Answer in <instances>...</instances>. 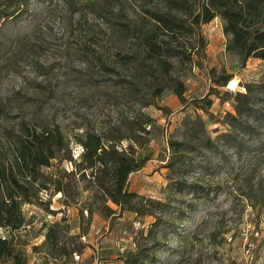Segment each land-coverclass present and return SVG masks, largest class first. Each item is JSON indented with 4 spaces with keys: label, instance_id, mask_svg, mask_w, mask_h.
<instances>
[{
    "label": "rangeland",
    "instance_id": "374dc122",
    "mask_svg": "<svg viewBox=\"0 0 264 264\" xmlns=\"http://www.w3.org/2000/svg\"><path fill=\"white\" fill-rule=\"evenodd\" d=\"M188 1L198 7L202 0ZM15 2L0 0V135L17 131L22 121L33 127L57 125L73 162H63L59 168L69 173L82 152L73 141L75 134L125 125L135 118L151 120L143 137L124 141L120 148L132 146L144 161L129 176L128 190L164 203L166 212L156 209L164 216L151 235L150 216L116 211L104 218L95 211L88 219L84 211L81 219L79 210L86 208L81 202L90 196L83 192L88 183L66 177L72 196L82 193L76 205H64L60 194H47L42 196L47 207H22L32 244L42 242L38 236L42 227L45 232L59 223L69 228L62 238L65 242L80 235L77 243L85 248L80 256L54 264H124L138 249L148 256L145 262L154 260L152 264H264V164L246 178L250 163L246 156L233 157L225 151L208 155L201 150L182 156L206 171L168 168L169 143L181 141L183 119L196 113L211 138L225 132L223 116L233 113L231 102L223 101L225 92L242 91L239 83L264 85V60L250 58L240 68L225 51L224 22L217 16L199 28L170 36L173 55L165 66L169 76L164 73L158 82L166 87L152 93L147 91V80L139 88L138 101L126 84L137 77L144 80L147 74L136 69L144 65L145 51L133 34L139 29L161 35L152 14L162 7V0H23L20 7ZM183 20L189 29L185 16L179 15L177 24ZM120 25L128 26L127 33H120ZM230 74L227 86L218 87V77ZM174 81L184 87L183 102L172 90ZM206 99L211 101L207 113L194 109L195 103L204 106ZM261 101L256 99L255 109L262 113ZM3 153H8L7 146ZM176 181L198 184L208 198L194 196L188 188L181 193L173 190ZM107 206L117 209L110 202ZM42 260L28 251V264Z\"/></svg>",
    "mask_w": 264,
    "mask_h": 264
},
{
    "label": "trees",
    "instance_id": "16d2710c",
    "mask_svg": "<svg viewBox=\"0 0 264 264\" xmlns=\"http://www.w3.org/2000/svg\"><path fill=\"white\" fill-rule=\"evenodd\" d=\"M22 1L16 0L15 4L20 7L23 5ZM103 7L106 8V3L100 6L98 11L101 12ZM152 15L161 35H153L155 31L142 33L139 29L133 34L140 42L139 47L145 51L142 57L144 65L136 69L146 71L147 74L144 80L137 77L126 84L128 93L138 101L142 99L139 88L147 80V91L152 93L157 94L166 87L164 82H158L164 80V73L169 76L165 66L169 65L168 59L173 55L170 54L173 49L168 45L170 36L183 30L189 32L199 28L217 16L224 22L223 33L227 38L225 51L229 57L236 59L240 68H243L250 58L264 60V0H202L198 7L190 6L188 0H162V7ZM179 15L190 19V23H187L189 29L183 26L186 20L182 21V25L177 24ZM8 16L9 14H5L4 17ZM120 26V33H127L128 26ZM232 77V74L219 76L215 83L218 87L225 88ZM157 85L161 87L157 88ZM239 86L242 91L225 92L223 101L231 102L233 113L223 116L221 123L228 129L215 138L209 136L205 123L196 113L183 119L181 141L169 143L172 158L168 168L172 172L183 173L185 169L195 167L206 171V167L188 162L185 156H182L201 150L208 155L225 151L231 152L233 157L246 156L250 161L243 174L246 178L254 174L259 164H264V138H261L264 134V85L239 83ZM171 87L176 97L183 102V85L174 81ZM256 99H262V113L255 109ZM203 102L204 106H197L195 103L194 109L207 113L211 101L206 99ZM150 124L151 120L139 122L138 118H135L125 125L109 126L98 132L84 129L80 134H75L73 141L82 152L79 163H74V170L69 173L59 168L63 162H73L66 139L57 125L51 127L39 124L33 127L22 121L17 131L2 132L0 231L3 230L5 235L0 236V264H28V251L43 259L40 264L67 261L74 255L80 256L83 253L85 247L80 242L77 243L80 235L71 236L72 238L65 242L66 239L62 238L69 233V228L59 223L52 224L45 232L42 227L38 234L39 238L43 239L42 242L32 244V240L27 238V227L30 224L22 211L26 204L47 207L49 202H44L42 197L47 194H60L64 205H76L82 193L77 194L75 198L69 192L72 187L66 177L71 176L76 182L78 180L88 183L83 192L90 196L81 202L86 207L79 210L81 219L84 211L88 219L95 211L104 218L115 215L116 211L130 212L137 217L150 216L154 219L148 233L151 235L153 230L160 226L162 214L166 213L165 205L128 190L129 176L140 170L144 161L137 157V152L132 146L120 148L124 141H136L138 137H143L145 128ZM243 135L247 136V141ZM256 138L259 141L258 147L254 145ZM6 146L8 153L4 154ZM171 187L179 193L188 188L194 196L208 198V193L198 184L188 185L183 181H176L172 182ZM108 202L117 209L109 208ZM95 205L97 208H94ZM159 208L163 212L161 216L155 212ZM62 222L65 223V220ZM142 251L138 249L137 253L129 254L124 264H152L154 260L145 262L144 258L148 259V256L142 255Z\"/></svg>",
    "mask_w": 264,
    "mask_h": 264
}]
</instances>
